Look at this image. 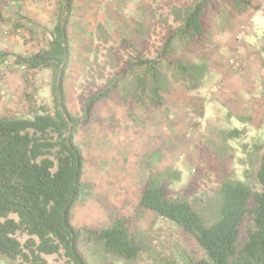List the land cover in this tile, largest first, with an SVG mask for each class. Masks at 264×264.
Instances as JSON below:
<instances>
[{
	"label": "rangeland",
	"instance_id": "obj_1",
	"mask_svg": "<svg viewBox=\"0 0 264 264\" xmlns=\"http://www.w3.org/2000/svg\"><path fill=\"white\" fill-rule=\"evenodd\" d=\"M89 1L77 2L85 32L77 26L81 15L70 26L71 71L76 76L71 80L68 76L66 86L74 98V114L82 115L83 104L92 94L109 84H122L129 75L127 61H135L137 53L159 59L160 70L172 86L163 91V102L157 105L147 96L142 102L125 101L116 93L122 87L119 84L107 99L94 104L89 121L75 129V143L85 157L84 179L92 188L74 204L73 224L98 229L122 215L131 218V230L141 246L137 259L125 263L107 256L96 264H186L190 258H205L195 237L182 227L150 211L138 213V196L150 173L170 168L180 172L172 185L175 194L188 197L210 222L219 209V188L225 176L244 179L246 172L245 180L254 190L260 189L256 173L264 156V89L253 81L257 84L245 87L236 98L231 75L240 61L235 47L249 38L247 33L237 39L241 26H254L255 38L264 36V24H260L264 23V2L259 11L240 13L232 0H210L206 33L202 39L190 40L181 38L178 31L185 10L197 0H145L144 6L137 0H102L98 11L85 8ZM255 13H260V20ZM168 42L174 51L160 58ZM252 44L261 46L254 39ZM168 59L205 63L209 68L204 82L191 91L184 78H173ZM50 93V86L40 91L41 96ZM234 129L239 130L237 135L227 134ZM256 144L259 151L250 163ZM249 226L251 220L245 218L242 239ZM20 239L24 241L25 236ZM80 247L89 263L100 255L106 257L93 243H80ZM45 257L49 264H65L62 255Z\"/></svg>",
	"mask_w": 264,
	"mask_h": 264
},
{
	"label": "trees",
	"instance_id": "obj_2",
	"mask_svg": "<svg viewBox=\"0 0 264 264\" xmlns=\"http://www.w3.org/2000/svg\"><path fill=\"white\" fill-rule=\"evenodd\" d=\"M263 2L232 0V5L244 13L248 9L261 10ZM210 5V0H197L187 7L178 31L181 38L202 39ZM72 13L73 0H59L48 46L26 56L13 53L20 65L51 70L47 103L35 104L28 117L0 118V255L16 264H49L46 255H62L65 264H96L106 261L107 256L128 263L136 260L141 251L128 216L117 217L98 229L77 228L72 221L74 204L92 188L84 179L85 157L75 143L74 131L89 121L94 104L107 99L120 84H109L88 97L81 116L69 110L64 80L73 52L68 34ZM173 51L168 42L159 57ZM2 55L7 53L0 52ZM134 58L135 61H127L129 75L116 93L125 101L142 102L147 96L160 105L163 91H168L172 82L161 72L159 59L139 53ZM166 64L170 65L173 78H184L191 91L204 82L209 68L205 63L169 59ZM238 133L234 129L227 134ZM253 149L250 163L259 144ZM243 177L222 179L219 209L210 222L188 197L175 194L172 185L180 179V172L170 168L150 173L139 193L136 211H150L195 237L206 257L190 258L186 264H264V156L260 157L256 173L260 189L254 190L245 180L246 172ZM245 218L251 220V226L242 239ZM80 243L101 247L106 257L100 255L89 263ZM98 254L99 251L95 256Z\"/></svg>",
	"mask_w": 264,
	"mask_h": 264
},
{
	"label": "crops",
	"instance_id": "obj_3",
	"mask_svg": "<svg viewBox=\"0 0 264 264\" xmlns=\"http://www.w3.org/2000/svg\"><path fill=\"white\" fill-rule=\"evenodd\" d=\"M78 1L81 0H73V13L68 24L70 38L72 37L70 26L77 17L79 19L81 17L77 23L79 31L85 32L86 30L82 20L84 15L78 11ZM90 1L85 8L94 7L98 11L103 7L102 0ZM144 1L137 0V4L144 6L146 4ZM91 3H94V6ZM58 8L59 0H52L51 3L43 0H0V52L7 53V55L0 56V118L28 117L35 104L40 105L42 101L47 103L50 99V94L42 95V98L40 91L49 87L51 71L49 69H29L25 65H20L16 63L13 53L26 56L47 47L52 39L50 31L57 21ZM257 14V20H260V13H255L254 18ZM262 20L264 21V17ZM260 24L264 23L260 22ZM254 33L256 34L253 26L247 34L248 41H240L235 47L239 50L240 57L238 69L231 75L236 88L234 90L237 91L236 98L241 90H245V87L257 84L253 81L260 83L262 87L260 90L264 89V36L255 38ZM250 38L259 41L260 48L254 46ZM71 58L72 55L64 84L68 108L74 113L72 108L74 98L70 97L66 86L68 76L70 80L76 76L71 71ZM0 264L13 263L0 255Z\"/></svg>",
	"mask_w": 264,
	"mask_h": 264
},
{
	"label": "built area",
	"instance_id": "obj_4",
	"mask_svg": "<svg viewBox=\"0 0 264 264\" xmlns=\"http://www.w3.org/2000/svg\"><path fill=\"white\" fill-rule=\"evenodd\" d=\"M248 28H249V26H247V25L241 26L240 33L237 35L238 40L243 39V36L247 33ZM231 62H233L234 65H238V63L236 61L231 60Z\"/></svg>",
	"mask_w": 264,
	"mask_h": 264
}]
</instances>
